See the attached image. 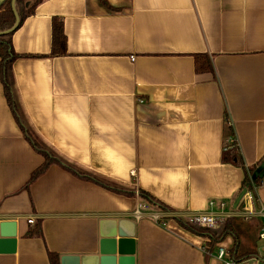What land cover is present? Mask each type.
I'll list each match as a JSON object with an SVG mask.
<instances>
[{"label":"crops","instance_id":"0c3cea01","mask_svg":"<svg viewBox=\"0 0 264 264\" xmlns=\"http://www.w3.org/2000/svg\"><path fill=\"white\" fill-rule=\"evenodd\" d=\"M107 1L116 10L99 0H42L11 35L26 55L12 64L25 123L61 162L30 180L43 157L0 82V220L17 223L15 250L0 253V264H49V251L94 254L98 221L121 217L136 222L135 264H220L205 238L174 220L197 211L228 214L239 255L250 257L264 227V176L250 204L234 200L245 172L264 161V0ZM53 17L63 24L64 55H49ZM202 53L212 72L195 70ZM231 135L242 165L223 160ZM30 217L42 236H25ZM221 244L231 248L232 237Z\"/></svg>","mask_w":264,"mask_h":264},{"label":"trees","instance_id":"16d2710c","mask_svg":"<svg viewBox=\"0 0 264 264\" xmlns=\"http://www.w3.org/2000/svg\"><path fill=\"white\" fill-rule=\"evenodd\" d=\"M42 0H16L15 7L19 16V24L34 12L36 5ZM99 2L109 10H116L111 6L107 0H99ZM15 22V16L11 9V0H0V31L9 29L13 26ZM10 32L6 35H0V82L3 87V92L8 103L10 110L12 111L20 129L25 137V139L31 144L33 149L39 152L43 157V162L32 172L30 180H34L39 174H41L45 169L53 162H61L59 158L48 149L32 132V130L25 123L23 114L21 112L19 103L16 99L13 89V75H12V64L15 59L21 56H26L23 54H17L12 47ZM66 37L63 31V24L61 19L53 17L51 21V50L50 56L64 55L66 54ZM195 70L199 73L212 72V65L210 58L206 54H196L194 56ZM225 153L223 155V160L226 162H233L242 165V162L237 155L238 148L227 149L225 148ZM67 169L83 179H89L98 185L107 188L112 191H118L130 194L132 192L126 190L125 188L118 187L113 183L94 176L83 170H79L71 165H66ZM254 172V169H250L245 172V178L243 181V187L245 188L249 182L250 176ZM263 177H257L254 181L255 185H260V181ZM139 196L146 200L147 202L157 205L162 209H166L162 203L153 198L149 193L144 190H138ZM176 223L186 229L187 231L201 236L206 239V247L212 249L216 243L222 242L225 237L230 236L233 239V244L230 248L232 254H236L239 248V238L232 226V218L227 217L222 222L221 225L216 228H206L201 227L196 224H192L181 218H174ZM26 237L42 236L40 221H35L33 226L28 229L25 233ZM242 257V256H241ZM49 264H59V254L56 252H48Z\"/></svg>","mask_w":264,"mask_h":264},{"label":"water","instance_id":"95a60500","mask_svg":"<svg viewBox=\"0 0 264 264\" xmlns=\"http://www.w3.org/2000/svg\"><path fill=\"white\" fill-rule=\"evenodd\" d=\"M16 0H11V9L15 16L12 27L0 31V35L13 32L19 24V16L15 7ZM264 176V161L254 170L251 179ZM246 187L234 200L238 205ZM16 221L0 220V253L13 252L16 246ZM135 227L136 222L131 218H101L98 221L97 242L95 253L91 255L63 254L59 264H135Z\"/></svg>","mask_w":264,"mask_h":264},{"label":"built area","instance_id":"2783aa9c","mask_svg":"<svg viewBox=\"0 0 264 264\" xmlns=\"http://www.w3.org/2000/svg\"><path fill=\"white\" fill-rule=\"evenodd\" d=\"M225 148L227 149L238 148V144L234 136L231 135L229 136L228 139H226ZM254 181L255 180H252L250 176L249 182L246 185V192L243 195L249 204L253 200L254 193L259 187V185L254 184ZM208 205L209 207L212 208L215 205V202L209 201ZM220 205L222 208L224 206V203H221ZM242 213L244 217H249L248 215H252V211L250 209H246V211ZM142 216L143 213L140 210V205H139L134 210L133 217L135 219H139ZM150 216L155 221L160 220V215L158 213H151ZM261 216L264 218V208H262L261 210ZM227 217L230 216H228V214L222 211L220 213H214L212 211H208V212L197 211L181 219L201 227L216 229L219 227L221 222ZM27 223L32 225L34 223V219L31 217L28 218ZM161 224L163 223L161 222ZM258 239L264 240V227L259 229ZM203 249L207 254L215 256L220 262V264H244L246 261V258L241 257L238 252L236 254H232L230 252V248H227L226 246L222 245L221 242L216 243L212 249H208L205 244L203 246ZM256 263L264 264V254H262L260 258H256Z\"/></svg>","mask_w":264,"mask_h":264},{"label":"rangeland","instance_id":"374dc122","mask_svg":"<svg viewBox=\"0 0 264 264\" xmlns=\"http://www.w3.org/2000/svg\"><path fill=\"white\" fill-rule=\"evenodd\" d=\"M256 244L258 245V249L254 252V254H252L250 257L246 258V261L244 264H257L256 258H260V256L262 254H264V240H260L257 238Z\"/></svg>","mask_w":264,"mask_h":264}]
</instances>
